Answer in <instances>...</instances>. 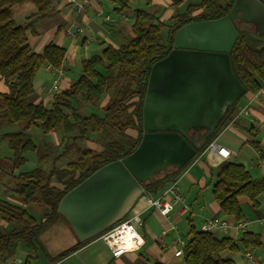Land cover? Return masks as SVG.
<instances>
[{
  "label": "trees",
  "instance_id": "obj_1",
  "mask_svg": "<svg viewBox=\"0 0 264 264\" xmlns=\"http://www.w3.org/2000/svg\"><path fill=\"white\" fill-rule=\"evenodd\" d=\"M29 1L37 6V11L25 23L19 24L13 19L12 8ZM116 1L119 5L116 11L122 12L129 8L128 0ZM169 1L171 6L179 7L186 0ZM235 2L236 0L190 2L184 12L176 15L171 25L146 9H135L132 39L118 48L108 44L101 53L85 59L79 78L68 89L56 94L53 105L47 107L44 103L29 100L34 92V79L44 65L60 68L66 59L67 50L56 43H49L42 52H35L28 42V33L35 31L36 20L52 9V2L0 0V77L9 87V91L0 92V125H22V129L2 133L0 136L12 151L10 165L0 169V182L6 192L16 195L25 205L45 208L44 214L38 218L24 205L0 195L2 261L14 257L21 244L35 250L39 234L59 215L57 207L61 198L104 164L122 158L136 149L145 131L143 102L151 67L173 48L176 30L191 21L219 18L229 13ZM235 24L240 34L231 52V62L246 92L233 102L215 130L195 146L197 152L193 159L204 153L235 118L242 98L247 94L257 93L264 82V40L251 34L253 24L236 20ZM166 27L169 33L167 39L162 35V30ZM109 93L112 94L103 107V115H87L81 111V105H97ZM33 127L45 133L63 131L67 136L77 133L72 138L73 143L67 146L68 149H75L77 158L69 161L64 169L36 167L31 171H21L20 168L27 160L26 154L38 148L28 132ZM108 129L125 137L128 143L113 138L101 150L75 144L78 140L89 141L93 134L103 133ZM251 144L264 156L259 142ZM182 168L159 172L152 181L143 183L144 195L175 180ZM216 176L213 196L225 215L234 216L238 221L244 219L239 200L241 196L248 197L254 207L259 206L258 197L264 193V177L254 178L245 165L230 160L217 166ZM189 227V239L183 250V264H234L232 258L222 256L223 251L237 250L238 243L245 248L264 245L261 236L253 232L246 231L239 240H235L231 237L220 238L214 232L199 229L192 219H189Z\"/></svg>",
  "mask_w": 264,
  "mask_h": 264
},
{
  "label": "crops",
  "instance_id": "obj_2",
  "mask_svg": "<svg viewBox=\"0 0 264 264\" xmlns=\"http://www.w3.org/2000/svg\"><path fill=\"white\" fill-rule=\"evenodd\" d=\"M51 2L52 9L45 16L39 17L35 22V31L28 33V42L35 52H42L49 43H56L67 50L66 59L60 68L44 65L34 79V92L29 100L33 103H44L47 107L53 105L56 94L68 89L79 78L85 59L101 53L108 44L118 48L132 39L135 9H146L157 14L167 25L173 24L176 15L185 11L173 9L169 0H128L129 8L122 12L116 11L119 6L116 0H90L82 8L79 7V3H83V0ZM36 11L37 6L31 1L13 6V19L23 24ZM234 19L253 24V35L264 40V0H243L234 14ZM56 81L57 88L54 90ZM260 90L257 98L256 93L247 94L242 98L237 115L218 134L213 142V148H208L181 169L178 176L179 186L190 206L188 211L182 212V206L178 204L166 216L160 210L148 206V199L162 196L169 183L144 195L137 202L133 210H143L142 224L138 228L143 244L138 250H130L119 257H114L100 236L80 245L81 241L67 219L59 214L39 234L35 250L21 244L15 256L11 258H16L19 264H183V256H177L176 251L179 239L186 241L189 239V219H192L197 228L202 229L203 223L212 217L223 218L229 223L227 230L215 232L217 237L239 240L247 231L259 234L264 244V193L258 197V207H254L253 202L246 196L239 198L245 217L238 221L234 216L225 215L221 211L212 191L217 179L216 168L225 160L245 165L254 178L264 177V156L251 144L254 141L259 142L264 154V82ZM7 91L8 84L0 77V92ZM108 99L107 94L106 99L101 103L99 101L100 104L96 106L103 111ZM252 99L251 115L239 114L240 109ZM86 105L88 104L80 106L82 112L86 110ZM103 114L104 112L100 115ZM254 119L255 123L252 121ZM6 125L12 127L13 124L0 125V129ZM6 132L11 131L0 130V136ZM53 133L51 138L47 136L42 138L40 134L36 135L37 139L31 136L38 148L32 151L33 154L29 152L26 154L27 160L20 168L21 171H31L40 167L37 164H41L42 161L40 156L42 146L48 147L49 143L53 146L61 145L62 138L56 136L57 132ZM90 141V147L102 149ZM221 149L229 153L227 159L223 161L218 156L223 154L219 152ZM61 153H57L51 159L57 160L58 163L51 161L45 163L47 166L45 169L54 167L64 169L66 165H60ZM11 157L12 151L7 142L0 137V169L10 165ZM28 164L33 167L27 169ZM1 183L0 195L3 198L24 205L38 218L44 214V206L25 205L16 195L6 192ZM1 223L0 217V225ZM164 230H167L165 236ZM238 246L237 250L226 249L222 256L232 258L234 264H264V245L245 248L238 243ZM247 252L257 260L256 263H252L247 257ZM7 260L0 259V264H5Z\"/></svg>",
  "mask_w": 264,
  "mask_h": 264
},
{
  "label": "water",
  "instance_id": "obj_3",
  "mask_svg": "<svg viewBox=\"0 0 264 264\" xmlns=\"http://www.w3.org/2000/svg\"><path fill=\"white\" fill-rule=\"evenodd\" d=\"M242 1L236 0L233 9L219 18L191 21L176 30L173 48L152 65L146 82L145 131L139 145L95 170L61 198L57 211L79 241L126 217L144 196L143 183L159 172L186 166L196 156L195 146L245 94L231 62L240 34L234 14Z\"/></svg>",
  "mask_w": 264,
  "mask_h": 264
},
{
  "label": "built area",
  "instance_id": "obj_4",
  "mask_svg": "<svg viewBox=\"0 0 264 264\" xmlns=\"http://www.w3.org/2000/svg\"><path fill=\"white\" fill-rule=\"evenodd\" d=\"M73 1V0H72ZM90 0H83V3H79V7H84V4L89 3ZM82 31V29H80ZM61 73V71H60ZM57 88V81L53 86L55 90ZM261 90H259L255 94V98L260 95ZM254 98V100H255ZM252 100L248 101L239 111V114L243 115H251L252 110ZM255 123V119L252 120ZM209 148H213V145L209 146ZM219 152L223 153L219 155L221 160L227 159L229 153L221 149ZM179 177L175 180L171 181L165 188L162 196L157 198H149L148 206L154 207L166 216H168L174 207L178 204L182 206V212H186L190 209V206L187 204L186 197L181 192L179 186ZM142 214L143 210H132L126 217L120 220L114 227L109 229L100 235V238L107 243L109 248L111 249L112 255L114 257H119L123 255L125 252L130 250H138L143 244V239L140 237L138 228L142 224ZM175 228V226H173ZM229 228V223L227 220L219 217L208 218L202 225V230L216 232L227 230ZM167 234V230L163 231V236ZM187 241L184 239L178 240V249L176 251L177 256H183L184 247L186 246ZM247 257L252 261V263H256L257 260L252 256L250 252H247ZM5 264H19L16 258H11L6 261Z\"/></svg>",
  "mask_w": 264,
  "mask_h": 264
},
{
  "label": "rangeland",
  "instance_id": "obj_5",
  "mask_svg": "<svg viewBox=\"0 0 264 264\" xmlns=\"http://www.w3.org/2000/svg\"><path fill=\"white\" fill-rule=\"evenodd\" d=\"M201 0H186L181 6L179 7H173L171 6L173 9H176L178 11H184L186 10L187 8V5L190 3V2H199ZM168 29L167 28H164L162 30V35L165 39L168 38ZM82 70V69H81ZM82 73V71H81ZM112 93H109L108 95L110 96ZM107 97V94H105L101 100H100V103L106 99ZM109 100V99H108ZM99 103V104H100ZM98 106V105H97ZM96 105H86V110H83L84 112L86 113H97V114H102L103 111L101 110V108L97 107ZM83 112V113H84ZM1 127V126H0ZM22 128V125L21 124H13L12 127H9V126H5L3 127L2 129H0L1 131L5 132V131H17L19 129ZM29 134L37 139L36 135L40 134L41 137L43 138V136L46 138H51L52 135L54 134L53 132L52 133H45L43 131H41L40 129L36 128V127H33L31 129L28 130ZM56 136H59L60 138H62V141H61V145L60 146H53V144L49 143L48 147H45V146H42L40 148V151H41V164H37L38 166L42 167V168H47V166L45 165V163H58L57 160H51L53 158L54 155H57V153H61L60 154V157L62 158L61 160V164L60 165H67V163L71 160H75L77 158V155H76V152H75V149L74 148H71V149H68L67 146L72 144L73 143V136L76 135L77 133H74L72 134L71 136H67L63 133V131H57V133H55ZM66 138V140H65ZM113 138H116V139H119L120 141H122L123 143H128V140L123 137V136H120L118 135L117 133H115L113 130L111 129H108L107 131L103 132V133H96V134H93L91 139L92 142L95 143V145L99 148H104L106 142H108L109 140L113 139ZM38 141V140H37ZM42 142V140H41ZM39 143V142H38ZM43 143V142H42ZM76 145L78 146H82V147H85V146H91V141H81V140H78L75 142ZM29 154H33L32 151L29 152ZM28 154V155H29ZM44 159L46 161H44ZM51 161V162H50ZM27 165V164H26ZM33 167V165L31 164H28L27 166V169H31ZM166 170V169H164Z\"/></svg>",
  "mask_w": 264,
  "mask_h": 264
}]
</instances>
